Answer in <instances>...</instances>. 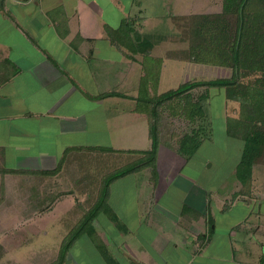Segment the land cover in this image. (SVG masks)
<instances>
[{
    "label": "crops",
    "instance_id": "0c3cea01",
    "mask_svg": "<svg viewBox=\"0 0 264 264\" xmlns=\"http://www.w3.org/2000/svg\"><path fill=\"white\" fill-rule=\"evenodd\" d=\"M196 2L0 0V264L56 263L91 212L89 196L59 185L66 155L151 150L138 102L153 84L142 81L147 59L161 61L160 90L187 67L173 20L222 13L224 0L211 13L194 12ZM124 20L140 38L123 33ZM173 132L159 123L156 176L146 168L111 182L108 207L63 264H264V191L252 194L236 169L230 189L199 183L193 172L212 165L192 167L197 151L177 154Z\"/></svg>",
    "mask_w": 264,
    "mask_h": 264
},
{
    "label": "rangeland",
    "instance_id": "374dc122",
    "mask_svg": "<svg viewBox=\"0 0 264 264\" xmlns=\"http://www.w3.org/2000/svg\"><path fill=\"white\" fill-rule=\"evenodd\" d=\"M210 3H212L211 0H197L195 8H193L195 10L193 11L218 12L216 8H213L214 4ZM250 3L251 7L247 11V17L254 11H264V0H251ZM218 14L221 13L209 15L214 16ZM209 15L207 16L209 17ZM251 18H253V15H251ZM208 19L205 20L203 18L201 20L187 16V18L173 20L174 26L178 29V34L181 36V42L178 45L180 51L178 52L183 55V59L188 64L185 69L181 68L178 70V68H175V74L178 75L172 77V79L179 80L180 82L171 83L172 79L170 80V76L167 73L166 76L170 84L164 85L162 90H160L157 87L153 71L159 67L161 61L147 59L148 67L146 68L151 71L145 75L142 81L153 83L148 84V90H150V87L154 89L153 93L148 91L150 97L158 98L169 91L177 90L183 83L232 78L234 69L231 67V49L233 47L234 32H231V30L235 27L236 15L229 14V34L225 30L226 27H223V29L221 27L217 29L212 27L216 23L215 21H217L215 18L210 17ZM231 23L233 24L232 26L230 25ZM257 24L262 30L259 32L260 36L263 37L259 41L264 46V22L259 20ZM201 27H203V34L196 35L195 31ZM212 34L217 36L221 34L219 37L221 40L215 43V37ZM222 37H228L230 39L229 42H222ZM157 40H159V37ZM173 48L175 47H171V55L176 51ZM243 55L245 62H247L246 58H249L247 64H242V68L239 71L240 78L236 86L232 88H211L208 86L196 88L185 94L182 99H177L170 104H166L159 110V123L170 127L175 131L173 133H175L176 137H178V142L175 146L173 141L170 140L171 138L166 136L168 145L170 144L172 147L173 144L177 154L183 156L182 145L189 144L191 140L201 143L199 151L197 150L190 163L193 167L196 164L201 165L209 160L206 166L209 168L212 165V167L204 174L200 172L193 173H197L196 179L199 183L206 182V185L218 187V191L226 187L231 188L234 179L232 173L237 169L244 155V141L247 137L245 132L236 126V122L246 120L249 112H252L253 107L250 106L256 104L255 102L258 100L257 97L259 95L264 99V58L260 57V61H263L262 66L254 68L251 64V54L247 52ZM195 59H200L202 62L194 61ZM211 61H215L216 63ZM227 62L229 65L224 64ZM190 63L195 64V66ZM173 71L174 69H172L170 75L173 74ZM184 77H188L187 82H182L183 79H186ZM143 87L147 88L145 84ZM139 94H141L142 98H146L145 94H147V91L142 89ZM196 105L201 109L202 114L200 116L197 115L198 110L195 108ZM257 108V110L263 111L264 114V101ZM189 116L194 119L191 120L192 118ZM257 125L260 130L264 131V117L259 120ZM251 154L254 157L252 160V176L249 190L252 194H259L261 190L262 192L264 191V146H260ZM143 158H145V155L142 153L136 155L99 152L68 154L62 163L63 170L60 174L59 185L61 189L65 188L66 190L75 192V195L78 194L81 197L89 196L81 204H86L87 206L89 204V207L93 208V204H95L101 194L106 178L128 164L140 162ZM153 168V166L150 167V170L152 171ZM152 172L154 173V171ZM155 173L157 174L156 171ZM256 180L259 181L258 184ZM254 208L257 209L256 207ZM60 255L61 252L59 253V258Z\"/></svg>",
    "mask_w": 264,
    "mask_h": 264
},
{
    "label": "trees",
    "instance_id": "16d2710c",
    "mask_svg": "<svg viewBox=\"0 0 264 264\" xmlns=\"http://www.w3.org/2000/svg\"><path fill=\"white\" fill-rule=\"evenodd\" d=\"M251 0H224L223 2V11L221 14L210 16L207 15H197L192 16L190 18H199L203 20H209L208 18L213 17L217 21L212 25L213 28H219L223 29V27H226L225 30L228 33V26H229V14H235L236 15V24L234 29L232 28L231 32H234V39H233V47L231 49V67L234 69V73L232 78L230 79H216V80H210V81H194L190 83L183 84L181 87H179L177 90L169 91L168 93L160 96L152 98L148 94H145L146 98H142L141 94L138 98L139 102V108L140 110H146L150 116V137L152 140V148L151 150L147 152H140L145 155V158L140 160V162H137L136 164H130L125 166L124 168L112 173L110 176L106 178V182L103 185V188L101 190V194L99 195V198L96 202V204L91 209V212L85 217L84 223H82L79 228L71 233L65 240L63 244V248L61 250V255L59 260L54 264H63L66 253L68 252L70 246L72 243L78 239L81 235L88 223H90L96 216V214L104 210L105 207H108L107 205V199L109 196V186L111 182H113L115 179L123 177L127 174L134 173L136 171L142 170L144 168H150L154 167L152 171H154L153 175L155 176L157 172L156 170V163H157V156L158 151L160 148V142H159V133H158V127H159V110L160 108H163L166 104H170L174 102L175 100H180L182 97L189 93L190 91L200 88L203 86H208L211 88H220V87H226V88H232L233 86L237 85V82L240 78V69L242 68V64H247L248 58H246L247 62H245L244 53L251 54V64L254 66V68H260L262 66L263 61H260V57L264 58V46L261 45L260 38H263L260 36V33L262 30L258 26V21L262 20L264 22V11L260 10L254 11L251 15H253V18H251V15L247 17V11L251 7ZM252 10V9H251ZM264 10V9H263ZM232 21V20H231ZM203 24V23H201ZM233 25L232 23L230 24ZM217 26V27H216ZM121 30L124 34H133L136 37L140 38L139 33L135 31V29L132 27V24L124 20L122 24ZM196 35H202L203 34V27H201L199 30H196ZM194 32V33H195ZM212 33V31H211ZM215 33V32H214ZM229 34V33H228ZM198 35V36H199ZM213 35V34H212ZM215 37V43L219 42L221 38V34L213 35ZM135 37V38H136ZM223 38V37H222ZM137 44L138 45H144L147 44L145 41H139L137 38ZM229 38L225 37L222 39V42H229ZM260 40V41H259ZM264 42V41H263ZM145 43V44H142ZM150 46V44H149ZM147 51V50H146ZM194 61L202 62L200 59H195ZM213 63H216L215 61H211ZM210 62V63H211ZM225 65H229L228 62L224 63ZM256 104L252 108V112H249L248 116L246 117V120L244 121H237L236 126L240 128L242 131L245 132V135L247 138H245L244 141V155L239 163L237 169H236V175L237 179L240 181V183L243 186L250 185V180L252 176V165H253V155L251 153L255 152L260 146H264V131L260 130L257 123L259 120L264 117L263 111L257 110V106L263 103L264 99L261 98V95L257 97ZM258 104V105H257ZM197 111V115H201V109L198 105L195 106ZM262 109V108H260ZM260 116V117H258ZM193 120L194 118L189 116ZM201 143L197 142L196 140H191L189 144L182 145V151L187 156H192L195 154V152L200 148ZM112 151V150H109Z\"/></svg>",
    "mask_w": 264,
    "mask_h": 264
}]
</instances>
